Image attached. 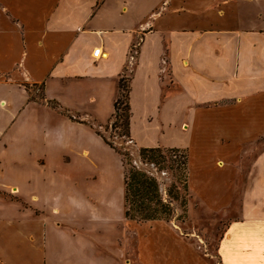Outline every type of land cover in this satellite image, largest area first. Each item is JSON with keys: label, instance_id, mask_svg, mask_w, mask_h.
<instances>
[{"label": "crops", "instance_id": "crops-1", "mask_svg": "<svg viewBox=\"0 0 264 264\" xmlns=\"http://www.w3.org/2000/svg\"><path fill=\"white\" fill-rule=\"evenodd\" d=\"M187 1L0 0V109L8 85H27L105 125L128 71L134 149L186 150L189 189L234 215L221 264H264V22L224 0L236 24L206 27L200 0ZM45 112L28 143L0 149V264H209L167 222L127 220L120 156Z\"/></svg>", "mask_w": 264, "mask_h": 264}, {"label": "rangeland", "instance_id": "rangeland-1", "mask_svg": "<svg viewBox=\"0 0 264 264\" xmlns=\"http://www.w3.org/2000/svg\"><path fill=\"white\" fill-rule=\"evenodd\" d=\"M156 2L157 0H152V4ZM181 2H184V4ZM187 2V0H179V5L187 8ZM212 2L217 6L210 7L209 4ZM200 3L202 5L200 18L204 26L207 27L213 24L214 20L217 24L224 25V21L231 20L230 18L233 21L235 20L234 24H236L237 14L234 13V5L231 6L230 12H225L223 9L224 0H200ZM242 6L240 10L243 11V14L239 13L240 18L243 19L244 16L246 21L264 22V0H246ZM143 7L144 5L141 6L142 9ZM118 18L119 20H126L124 26L126 28H134L139 23V21H133L127 14H122V17L118 15ZM131 53L134 54L132 50ZM127 72L124 75H127ZM21 87L22 90L24 88V95L21 92L22 90L8 85L3 96L5 107L2 110L0 109V120L2 121H0V149L5 147L12 149L15 145L14 142L20 136H25L28 143V137L32 135L34 127H37V129L41 127L40 124L46 115L45 110H50V112L54 110L59 113L58 110L49 106L48 101L51 100L41 97L40 92L35 87L27 85H21ZM2 94L0 93V95ZM87 119L91 121L90 118ZM101 132L121 153L127 154L130 167L144 171L156 179L160 199L168 204L171 209V214L166 220L167 226L175 229L182 236L191 237L192 244L209 264H221L218 257L219 241L234 215L228 214L225 205L221 206L219 204L215 208L205 206L197 198L198 190L196 188L193 187L191 190L189 186L188 189L185 188V153L181 150L179 152H168L164 155V159L149 163L150 161L143 158L127 138L118 136L119 131L111 130L108 127L107 129H101ZM261 139V142H263L264 136ZM1 164L2 170H5L8 163L4 158L1 159ZM11 177L14 183L20 187L16 172L12 173ZM27 179L30 183L29 189H31V173L27 174Z\"/></svg>", "mask_w": 264, "mask_h": 264}, {"label": "trees", "instance_id": "trees-1", "mask_svg": "<svg viewBox=\"0 0 264 264\" xmlns=\"http://www.w3.org/2000/svg\"><path fill=\"white\" fill-rule=\"evenodd\" d=\"M41 95V89H40ZM51 108L56 109L63 116L71 121L83 123L94 129L95 133L113 149L121 158V163L124 172V217L127 220L137 222H148L154 220L165 221L171 214V209L168 204L161 201L159 196V188L154 177L146 172L130 167L127 154L121 153L111 141L106 139L101 132V129L119 131L118 136L127 138L130 143V106H129V77L122 75L118 81V94L113 103V113L110 116L106 125L98 123L90 115L73 112L69 109L62 108L55 101H48ZM87 118H90L89 121ZM185 153L184 163L186 170L185 188L188 189V158L186 150L177 148H140L138 151L143 158H146L149 163H153L158 159H164V155L168 152Z\"/></svg>", "mask_w": 264, "mask_h": 264}, {"label": "built area", "instance_id": "built-area-1", "mask_svg": "<svg viewBox=\"0 0 264 264\" xmlns=\"http://www.w3.org/2000/svg\"><path fill=\"white\" fill-rule=\"evenodd\" d=\"M100 54H101L100 48L93 49V51H92L93 57L98 58L100 56Z\"/></svg>", "mask_w": 264, "mask_h": 264}]
</instances>
